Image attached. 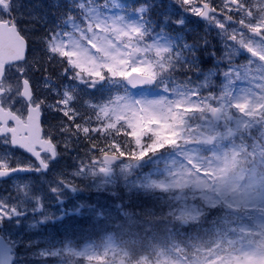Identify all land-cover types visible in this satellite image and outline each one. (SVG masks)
Here are the masks:
<instances>
[{
	"label": "snow or ice",
	"instance_id": "6c2138e0",
	"mask_svg": "<svg viewBox=\"0 0 264 264\" xmlns=\"http://www.w3.org/2000/svg\"><path fill=\"white\" fill-rule=\"evenodd\" d=\"M173 3L179 6L178 9H172ZM4 4L7 8L0 16V23H7L8 28L0 30V45L7 51L22 47V55L6 62L4 68L14 69L12 75L17 79L18 90L27 82L32 97L26 104L35 108L39 116L36 125L29 129L10 121L12 131H0V145L5 146L4 155L0 157V178L18 171H47L49 161L62 154L61 147L70 148V138L80 137L81 134L89 154L80 160L78 174L88 171L107 173L114 161L111 158L113 153L115 161L125 157L139 160L165 146H173L185 151L183 161L169 171L165 181L154 182L153 186L173 193L177 214L185 207L194 208L196 215L192 221H196L209 207L218 206L227 211L219 202V195L215 194V173L221 170L222 165L234 164L238 157H243L245 161L250 158L253 162L259 159L264 163V135L254 137L251 134L254 128L264 127V108L258 116L248 115L252 105L264 103V28L260 27L264 23L260 19L264 0H258L255 7L252 4L242 5L248 11L241 14L238 30L253 42L244 47L236 44L237 23L233 19L241 5L234 6L231 0H222V3L216 0H169L168 4L161 0L158 6L165 12L159 18L161 29L158 33H155L156 25L149 24L148 17L153 12V6L147 2L139 4L134 10L136 22L128 20L121 10L120 0H68V8L63 10L60 0H35V3L27 5L23 0H2L0 7ZM49 10L57 13L56 25L35 32L38 25L48 23ZM182 12L214 24L225 32L233 46L247 52L249 58L242 63H237L231 56V49L228 54L219 55L216 72L223 80L222 86L212 85L210 73H201V78L196 80L190 75L199 72L197 52L206 47V40L177 43L178 37L174 39L166 34L164 25L184 24L183 19L173 17V13L178 17ZM20 20H27L28 23L21 25ZM228 24L236 27L229 30ZM191 26L198 27L194 23ZM253 28H259L260 34L257 35ZM178 72L185 75L178 77ZM237 80H248L251 86L233 96L232 86ZM105 81L121 82L122 91L110 99L96 102L85 96L83 105L87 107L84 108L78 109L73 105L76 88L70 85L79 83L99 91L96 86ZM150 85L159 87L163 94L152 98L132 95L131 90ZM178 102L193 105V108L190 112H182L175 108ZM244 102L250 106L239 113ZM54 113L60 114V118L55 119L58 122L54 125L56 131L47 127ZM235 113H239L240 120L234 126L232 116ZM197 116L199 122H194L191 117ZM221 118L225 121L223 125L219 124ZM150 119L170 123L176 142L168 144L162 141L156 124L144 129L137 140L132 133L138 122ZM213 121L217 123L213 125ZM25 131L28 132L27 139H24ZM157 145L160 147L157 148ZM200 145L210 146L203 158L195 151H188ZM9 147L26 152L31 157L27 160L30 163H21L9 153ZM141 152L145 153L142 158L139 156ZM105 153L110 158L106 159ZM121 153L125 155L121 156ZM134 154L136 158H131ZM13 160L16 162L13 163ZM28 181L29 184L34 183V178L29 176ZM178 182L179 187L176 186ZM21 183L24 181L21 180ZM59 183L73 187L64 179H60ZM36 188L38 190L33 191L26 184L24 188L17 186L15 191L20 201L31 202L33 211L41 213L39 219L44 221V190L39 185ZM47 190L57 196L60 191L58 185L51 184ZM189 193H192L191 200ZM20 201L9 203L6 198L0 199V244L7 249V256L0 260V264H5V260L7 264H20L24 256L11 230L12 227H19L21 218L26 214ZM125 219L123 234L126 244L139 253L146 252V242L137 231L143 218L128 216ZM227 223L220 220L213 226L219 234V244L213 240L206 246L217 248V253L209 256L208 260L224 251L225 258L220 264H233L228 258L230 254L222 247L226 235L222 225ZM195 240L182 241L179 245L192 250ZM42 255L47 257L48 254ZM151 259L147 256L149 262ZM195 264H200V261Z\"/></svg>",
	"mask_w": 264,
	"mask_h": 264
},
{
	"label": "rangeland",
	"instance_id": "374dc122",
	"mask_svg": "<svg viewBox=\"0 0 264 264\" xmlns=\"http://www.w3.org/2000/svg\"><path fill=\"white\" fill-rule=\"evenodd\" d=\"M143 2H147L150 6H153V2L159 5L161 0H133L132 7L129 2L120 0L121 10L127 15L129 21L136 22L137 17L134 10ZM0 3H2V0H0ZM32 3H34V0H24L25 5ZM162 3L168 4L169 0H162ZM257 3L258 0H249L248 4H252L255 7ZM60 4L62 10L68 8V0H60ZM178 7L177 4H172V9H178ZM6 8V4L0 7V16L3 15ZM153 8L156 10L154 6ZM159 8L160 11L156 10L157 14L153 10V14L148 17L150 26L152 24L156 25L155 33L160 32L161 25L159 18L165 12L164 8ZM244 13H247V11ZM53 15H57V13L49 10L48 23L43 25L44 28L54 26L57 23ZM190 16L187 12H182L178 17L173 13L174 18L184 20L183 25L192 22ZM246 17H244V20ZM260 18H264V11L261 12ZM77 22L79 21L77 20ZM171 25L166 24L164 27L167 28ZM173 26L180 28L182 32L185 31V29L181 28V25ZM227 27L231 30L236 26L228 24ZM238 28L235 31V39H239V42L244 45H251L253 42L246 40L248 36L242 34ZM253 30H259V28H253ZM203 31L205 34L207 31L211 38L215 39V45L214 49H212V46H209L207 42L206 47L202 48L205 54L199 57V62L196 59L199 72L195 73L192 78L196 80L201 78V73H210L212 85L220 87L223 84V80L216 72L219 55L221 53L228 54L229 49H231L230 54L237 63H242L245 61V58L242 52L236 46H233V42L227 40L225 32L216 28L214 24H209ZM167 35L173 38V34ZM180 43L182 42L180 41ZM13 71L14 69H9L8 75H6L4 86L7 88V94L3 97V102L15 111H21L24 107V101L20 96L21 89L18 90L17 79L12 75ZM183 75H185L183 72L177 73L178 77ZM70 86L76 88V99L72 103L78 109L87 107L83 105V98L85 96L96 102L110 99L113 95L122 91L121 82H102L96 86L99 91L88 89L85 85L79 83ZM250 86L248 80L236 81L232 86L231 94L236 96L242 89L250 88ZM131 92L133 96L138 98H152L163 94L159 87L155 91L143 90L142 92L135 93L131 90ZM249 106L248 102L242 103L239 113L245 112ZM175 108L182 112H190L193 105H185L178 102L175 104ZM262 108H264V103H255L251 106V112L248 115L258 116ZM239 113L233 114L232 120L234 126L240 120ZM56 118L59 119L60 114L56 113ZM191 119L194 122H199L198 116L191 117ZM212 123L213 125L216 124L214 121ZM224 123L219 124L223 125ZM151 124L158 125L156 131L162 141L168 144L176 142V137L171 131L172 125L156 119L138 122V126L132 135L136 136L137 140H139V136L143 130ZM251 134L254 137L264 135V127L254 128ZM82 138H84L82 134L80 137L73 136L69 141L71 144L70 148L65 149L61 147L60 151L62 154L58 156L55 164L56 166H60L61 170L58 172L53 171L55 177L67 180L73 187L62 186L59 183V189H63V192L58 197L57 195L52 197L53 194L47 190L48 185H52V183L47 182L43 188L44 204L47 197H52L53 200L49 201V203H54L56 206L59 205L60 199L73 197L75 199L73 203L75 204L74 208L76 211L75 215L72 214L71 222L76 217V233L78 232V227L88 224L87 220L91 221V223L94 222L98 228L102 226L109 231L103 234L99 243L84 242L83 240L77 241L72 237L71 240H64V245V242H59L60 240H56L52 236H44L46 234L45 227H43L44 225L41 224V220L39 219L41 213L33 211L30 201H20V197L17 195L15 189L17 186L24 188V183H21L19 179H15V183L11 185L13 188L11 195L1 199L6 198L9 203L20 201L21 206L25 207L26 214L21 218L19 228L12 227L11 230L17 237L19 247L23 246L22 238L24 235V251L33 249L32 253L26 255L34 259L33 264H70L71 261H75L76 264H117L120 259L127 260L126 264H182V262L183 264H195L197 260L200 261V264H208L210 261L213 264H220V261L225 258L224 251H220L212 260H208L209 256L217 253V248L215 246L208 248L206 246L210 243H206L205 248H199L197 245H194L192 250L196 251L191 250V255L186 254L184 250L187 249L179 245L178 238L173 232L174 227L179 229L183 227L181 222L184 219L196 225L202 221H206L204 217L209 214L210 210H212V213L218 214V220L211 223V230H213L214 235L213 240H216L217 244H219V234L213 229V226L219 223L220 220L228 221L227 224L222 225L226 233L224 237L225 244L222 247L230 254L228 258L233 261V264H264V176L261 175L264 172V163H261L259 159L253 162L250 158L245 161L243 157H238L236 163L222 165L221 170L215 173V194L219 195V202L223 203L227 211L218 206L209 207L202 217L196 221H192L193 216L196 215L194 208L185 207L179 210V214H177V210L174 208L175 198L173 193L153 186L154 182L165 181L169 171L174 166L182 163L186 154L185 151L177 147L165 146L156 153H149L144 158L142 157L145 153H139V156L142 158L139 160H130L125 157L123 163L112 166V169L107 173L88 171L78 174L77 169L80 160L89 154L88 148L85 149L83 147L82 150H77L78 140ZM74 143L75 145H73ZM207 149L210 150V146L201 145L202 153L198 152L197 147L189 148L188 151H195L201 154L203 158V154H205L204 152ZM8 151L14 156V151L10 150V147ZM145 152H147V149ZM176 152L178 154H175ZM3 155V149H0V157ZM120 155L125 154L121 153ZM131 158H136V154ZM125 165L128 167H125ZM245 167L248 168L246 169ZM176 186L179 187V182ZM161 187L166 186L161 185ZM70 189L76 191L70 192ZM188 195L189 200H191L192 193ZM138 205H144L146 209H137L135 211ZM171 209L173 210L171 211ZM43 214L46 218L44 221H50L53 218L57 219L61 215V211L58 207H55L53 210L48 208ZM86 216L89 219H85ZM128 216L143 218V223L137 227L150 230L154 226H157L161 231H165L166 233L162 234V236L167 239L168 243L162 246L152 244V247L150 245L147 249L150 252L144 253H139L130 248L126 244L123 234V229L126 225L125 218ZM150 238L153 239L152 236ZM42 253H47V257L43 256ZM147 256H151L150 262L147 260ZM177 256L179 258H176ZM188 257L192 259L189 260ZM184 258H187L189 261H183Z\"/></svg>",
	"mask_w": 264,
	"mask_h": 264
},
{
	"label": "flooded vegetation",
	"instance_id": "af4514ba",
	"mask_svg": "<svg viewBox=\"0 0 264 264\" xmlns=\"http://www.w3.org/2000/svg\"><path fill=\"white\" fill-rule=\"evenodd\" d=\"M217 3H222L221 0H216ZM232 4L234 6H236L237 4H240L241 7H240V11L237 12L235 14V16H233V19L236 21L237 23V27H240L241 26V14L248 11L246 8L242 7L243 4H248L249 3V0H234L232 1ZM157 4L155 2H153V6H156ZM191 16H190V19L191 21H193L194 23L196 22L199 26L203 23H200L201 21L199 20V17L189 13ZM261 20H264V18H260ZM247 20V17L245 18V21ZM207 24H212L210 22H208ZM235 26V25H234ZM261 28H264V23L261 24L260 26ZM246 35V34H244ZM236 44L240 47H244L243 44H240L239 42V39H236ZM238 46H236L243 54L244 50L239 48ZM247 53V52H246ZM248 55V54H247ZM39 75V74H37ZM39 94V93H38ZM8 107V106H7ZM32 109L31 108V105H27L26 102L24 101V109L21 111V112H16V114L20 117V119L22 120V124H21V128L23 129H29L31 126L29 124V121H28V115H29V110ZM52 118L50 121H49V124L47 125L48 128H52L53 131H56V129L54 128V125L57 124V121L55 119L56 118V113L52 114ZM12 121V120H8L6 121V124L4 125V130H9V131H12L11 128H9V122ZM35 126V125H33ZM1 128H2V124H0V131H1ZM28 137V132L25 131L24 132V139H27ZM79 141H83L82 139L79 140ZM75 145V143L73 144ZM78 145V148L77 150H82L83 149V146L85 149H87V143H82V142H79ZM4 145H0V149H4ZM10 150L14 151V157H16L17 159H19V161L21 163H25V164H28L30 163V161H27V160H30L31 157L28 156V154L26 152H23L22 150L20 149H12L10 148ZM58 160V157H56L55 159L53 160H50L49 161V168L47 171L43 172V173H26V174H23V175H20V177H12V178H8V180L4 181L2 184H0V199L1 198H4V197H9L13 191V188H12V184L15 183L14 180L19 178L20 180H23L24 181V184L23 186L25 187L26 184H28L31 189L33 191H37L38 189L34 186L36 185H39L40 188H44L45 184L47 182H50L52 183V185H58L59 184V180H60V177H55V174H53V171H59L61 170V167L60 166H56V161ZM124 161H125V158H124ZM16 160H13V163H15ZM112 168L110 167V170ZM55 172V173H57ZM31 176L34 178V183H31L29 184V181H28V177ZM42 176V179H40V177ZM17 177V178H16ZM62 186H66L65 184H62ZM73 191H76V190H71L70 189V192H73ZM63 192V189H61L59 191V195ZM48 194V193H46ZM58 195V196H59ZM54 196V194L52 195V197ZM57 196V197H58ZM52 197H47L46 200H45V204H44V210L46 211L48 208L53 210L55 207H58V209L61 211V215L58 216L57 219L53 218L51 219L50 221H41V224H43L45 227V233L44 236H53L54 238L60 240L59 242H64V245H65V241H68L69 239H71V235H74V231L71 227V224H70V221H71V217L73 216L72 214L75 215V204L73 203L74 202V198H62L59 200V205L56 206V204H51L49 203V201L53 200ZM73 200V201H72ZM44 211V212H45ZM38 213V212H37ZM20 226V225H19ZM6 227H8L6 225ZM17 228V227H16ZM19 228V227H18ZM23 246L19 247L20 250H22L24 256H23V259L21 260L20 264H30L32 263V261H34V259L32 257H27L26 255L28 254L29 255V251H24V235H23ZM63 244V243H62ZM70 264H76L75 261H71Z\"/></svg>",
	"mask_w": 264,
	"mask_h": 264
},
{
	"label": "water",
	"instance_id": "95a60500",
	"mask_svg": "<svg viewBox=\"0 0 264 264\" xmlns=\"http://www.w3.org/2000/svg\"><path fill=\"white\" fill-rule=\"evenodd\" d=\"M5 28H8V24L7 23H0V30H3ZM8 30L9 31H13V29H11V28H9ZM20 55H22V47L19 48V49H13L12 51H7V50L4 49V47L2 45H0V83H1V81L3 79V77H4L5 70H6L4 68L5 63L10 61V60L16 59ZM150 86H153V85H150ZM144 87H146V86H144ZM141 88H137V90L141 89ZM4 92L5 91L0 87V96ZM21 96L23 98H25L27 101L29 99H31L32 90L29 89L28 84H27L26 81L24 82V85H23V88H22V91H21ZM38 116H39V114H38L36 109L35 110L30 109V113H29L28 119H29V122H30L31 126H33L34 123L36 124V122L38 120ZM222 119L223 118H221L219 121H221ZM8 120H13L15 123H19L18 117L14 113H12L10 110H5L2 107V104H1V101H0V122L6 123V121H8ZM105 158L107 159V158H110V157L109 156H105ZM111 158H114V161L112 163L120 161V159H117L115 161V157H111ZM21 173H24V172L18 171V172L12 173L11 176L16 175V174H21ZM6 178L7 177H3V178H0V180L6 179ZM6 256H7V249H6V247L4 245L0 244V260H4ZM5 264H7L6 260H5Z\"/></svg>",
	"mask_w": 264,
	"mask_h": 264
},
{
	"label": "trees",
	"instance_id": "16d2710c",
	"mask_svg": "<svg viewBox=\"0 0 264 264\" xmlns=\"http://www.w3.org/2000/svg\"><path fill=\"white\" fill-rule=\"evenodd\" d=\"M13 2H15V0H13ZM23 2H24V0H23ZM34 3H35V0H34ZM18 22L21 25H24L25 20H20ZM38 26L41 27L40 25H38ZM34 30H36L35 32H39L38 29H34ZM183 36H184V34H183ZM186 39L188 41H195V38L192 35L188 36V38H186ZM196 59L199 62V56L198 55H197ZM190 75L193 77V75H195V73H191ZM140 208H145V206L141 205ZM208 224L209 223H207L206 226H202L201 228H198L197 230H193L192 226H190V227L189 226L188 227H181L180 229L174 227V231L173 232L175 234H177V236L179 237V239L181 241H187L188 239L196 238V240L194 242L195 244H198V243H210V241L213 240V236L214 235H213V232H210L211 228H209ZM78 229H80V227H78Z\"/></svg>",
	"mask_w": 264,
	"mask_h": 264
},
{
	"label": "bare ground",
	"instance_id": "6f19581e",
	"mask_svg": "<svg viewBox=\"0 0 264 264\" xmlns=\"http://www.w3.org/2000/svg\"><path fill=\"white\" fill-rule=\"evenodd\" d=\"M31 108H33V107H31Z\"/></svg>",
	"mask_w": 264,
	"mask_h": 264
}]
</instances>
